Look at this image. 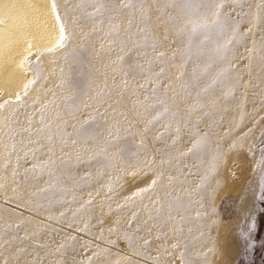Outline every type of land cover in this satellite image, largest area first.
<instances>
[{
    "label": "rangeland",
    "instance_id": "obj_1",
    "mask_svg": "<svg viewBox=\"0 0 264 264\" xmlns=\"http://www.w3.org/2000/svg\"><path fill=\"white\" fill-rule=\"evenodd\" d=\"M53 2L0 99V264H264V0Z\"/></svg>",
    "mask_w": 264,
    "mask_h": 264
},
{
    "label": "bare ground",
    "instance_id": "obj_2",
    "mask_svg": "<svg viewBox=\"0 0 264 264\" xmlns=\"http://www.w3.org/2000/svg\"><path fill=\"white\" fill-rule=\"evenodd\" d=\"M53 0H0V99L15 96L30 76L27 60L60 38ZM59 17V16H58Z\"/></svg>",
    "mask_w": 264,
    "mask_h": 264
},
{
    "label": "snow or ice",
    "instance_id": "obj_3",
    "mask_svg": "<svg viewBox=\"0 0 264 264\" xmlns=\"http://www.w3.org/2000/svg\"><path fill=\"white\" fill-rule=\"evenodd\" d=\"M128 6H131V4H129ZM207 9H208V13L211 16V21H209L208 15H205L202 18V21H197V20H188L187 24H190L192 26V31L195 32L197 28L199 27H209L210 24H218L219 23V17L221 15L220 13V9L222 7L221 4L219 3H215V0H208V3L206 5ZM57 11V5L55 2H53L51 4V12L52 13H56ZM57 20H59V17L57 16ZM2 22V21H0ZM231 35L227 36L223 42L218 45L217 50L218 51H222L224 53H227V51L229 50V47L231 45V43L234 40H238L240 38V34L238 33L237 29L235 27L232 28L231 30ZM64 39V27L61 26L60 28V39L57 41V44L61 43ZM188 47H191V41H189V45ZM223 76V72L218 73L217 75V79H220ZM216 80H214L212 83H215ZM19 95H17L16 99L19 100ZM159 115V114H158ZM203 140H198L196 141V143L193 145V148H198L200 147V145L203 143ZM219 160V157H214L213 160L209 163L208 166V174H211L214 170H215V166L217 161ZM153 183H155V181H153ZM147 188H143V189H139L138 191H147Z\"/></svg>",
    "mask_w": 264,
    "mask_h": 264
}]
</instances>
